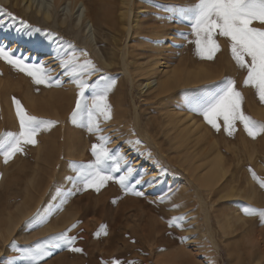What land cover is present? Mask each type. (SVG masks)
Wrapping results in <instances>:
<instances>
[{"label":"rangeland","instance_id":"374dc122","mask_svg":"<svg viewBox=\"0 0 264 264\" xmlns=\"http://www.w3.org/2000/svg\"><path fill=\"white\" fill-rule=\"evenodd\" d=\"M119 1L57 0L52 20L44 22L35 20L32 10L23 12L21 0H0V8L5 10L0 12V45L13 50L16 56L28 57V63L44 62L53 70L52 75L63 81L59 87L36 85L26 73L0 59V133L19 132L13 97L21 101L29 114L58 121L50 130L38 134L35 145H25L24 152L7 163L0 155V264H32L27 258L22 259L16 249L38 241L43 243L45 238L70 228L68 234L77 237L74 246L84 251L76 253L62 246L52 249V255L39 264H107L114 259L137 264H264V224L258 215L259 210H264V188L249 171L252 169L258 178L264 179V134L253 139L238 123L230 137L223 128L217 132L202 115L189 110L190 101L194 103L216 91L228 77L236 81L244 94L245 114L264 121V104L252 87L243 85L246 70L237 67L224 37H217L221 50L213 60L201 59L195 54L196 37L191 24L176 17L169 19V13L154 6H189L197 0H130V19L137 21L128 31L119 22ZM74 2H82L86 7L95 30L94 39H86L81 28L73 26L78 9L73 8ZM21 21L31 27L25 28ZM35 28L42 31L35 32ZM45 30L56 35H45ZM68 42L76 49L86 50L88 58L103 69L89 79L90 84L104 74L117 80L109 95L112 118L101 119L100 133H89L85 127L71 122L79 90L63 75L58 58L72 53ZM157 62L159 72L142 74L143 68L148 70ZM165 69L175 71L178 78L182 76L174 88L159 92L156 85L144 86L146 79L163 77L160 71ZM190 70L191 74L201 70V78L184 83L182 78L189 77ZM186 112L202 123L205 131L199 142L180 132L186 139L176 146L174 132L181 127L177 116ZM99 135L110 137L107 147L122 152L136 169L132 182L140 174H144L145 181L156 177L152 186L136 185L137 190L144 192L143 197L125 194L115 181H109L99 192L88 189L67 194L72 184L66 178L76 175L69 162L92 161L91 147L100 143ZM137 139L142 142L140 145L128 143ZM211 140L221 146L222 162L229 170L226 178L230 179L232 172L234 177L239 175L244 193L230 194L216 186L198 185L199 171L207 168L203 163L197 169L194 167L205 160L202 155L210 148ZM162 169L167 174H162ZM251 189L254 197L247 199ZM27 194L33 195L31 200ZM160 197H165V202L161 203ZM22 200L27 203V210L22 207ZM18 202L21 215L14 212ZM245 207L256 209L257 214L246 215ZM9 212H13V221L17 222L11 235L5 225ZM236 214L243 216L244 224L234 222L229 228H220L222 221L226 225L224 217L233 218ZM179 216L185 217L181 227H169L167 221ZM74 224L76 227L72 228ZM38 231L45 233L35 236ZM23 232L34 236L26 241L21 237ZM181 237L188 239L182 242ZM13 241L16 248L11 246Z\"/></svg>","mask_w":264,"mask_h":264},{"label":"snow or ice","instance_id":"6c2138e0","mask_svg":"<svg viewBox=\"0 0 264 264\" xmlns=\"http://www.w3.org/2000/svg\"><path fill=\"white\" fill-rule=\"evenodd\" d=\"M154 6L169 13V19L176 17L182 22L186 21L191 24L192 34L196 37L195 54L201 59L213 60L216 53L221 50L217 37L227 38L232 59L238 68L247 72L243 85L252 87L259 101L264 104V0H197V3L189 6L162 4ZM2 11L5 10L0 8V12ZM7 14L15 18L11 13ZM164 18L158 17V19ZM21 23L25 28L31 27L25 21ZM33 30L42 31L40 28ZM45 35L55 36L56 34L45 30ZM67 47L73 51L67 55V58L58 56L60 67L64 70L63 75L69 77L79 90L76 106L71 113V122L74 125L80 124L85 127L89 133H100L103 131L100 127L101 119L108 121L112 118L109 95L115 88L117 80L104 74L99 76L94 84H90L89 79L96 73H102L103 69L98 68L88 58L89 54L86 50L76 49L71 42L67 43ZM0 59L26 73L36 85L62 86V79L54 77L53 70L46 67L44 62L28 63V57L16 56L13 50L3 45H0ZM244 101V94L237 88L236 81L225 77L222 86L216 91L198 98L194 103L190 101L189 110L202 115L207 124L217 132L223 128V131L231 137L235 134L239 123L243 125L247 135L255 139L264 134V121H256L246 115L243 110ZM13 104L19 121V132L0 133V155L3 156L5 163L17 153H23L25 145H35L39 133L50 130L58 123L55 120L29 114L21 101L15 97H13ZM98 140L100 143L93 144L91 147L94 157L92 161L88 163L69 162L70 169L76 175L66 178L72 184L67 194L70 196L88 189L99 192L109 181H115L125 194L143 197L144 192L137 190L136 185L147 183L152 186L156 177L145 181L144 174H140L132 182L131 178L136 169L128 164L122 152L107 147L110 137L99 135ZM128 143L140 145L142 142L137 139L128 141ZM148 156H151L150 152ZM249 171L252 172L253 179L259 182L260 187L264 188V179L258 178L252 169ZM118 173L119 175H116ZM161 173L167 174V170L162 169ZM158 199L163 203L166 198ZM113 203H116V200ZM176 207L179 205H173V208ZM243 212L250 216L257 214V210L252 207H245ZM258 215L261 224H264V210H259ZM184 220L183 216L172 217L167 223L169 227H181V222ZM75 227V224L72 225V228ZM70 231L71 228L45 238L43 243L38 241L33 246L16 250L21 254L22 259L27 258L32 264H39L43 258L52 255V249H59L62 246L70 251L82 253L84 251L82 248L74 246L77 237L70 236L68 234ZM104 234H107L106 231ZM180 239L183 242L188 237ZM11 246L16 248V243L13 241ZM107 264H137V262L114 259Z\"/></svg>","mask_w":264,"mask_h":264},{"label":"bare ground","instance_id":"6f19581e","mask_svg":"<svg viewBox=\"0 0 264 264\" xmlns=\"http://www.w3.org/2000/svg\"><path fill=\"white\" fill-rule=\"evenodd\" d=\"M6 1H9V0H6ZM21 2L23 3L22 6H23V12L25 11H29V10H32V17L35 18V20H38L41 19L42 21L44 22H48L50 20H52L54 14L56 13V10L54 9V6H55V2H57V0H21ZM68 3H70V1H67ZM77 2V1H76ZM74 2L73 4V8H78L76 11H75V16H74V21H73V26H77L79 28H81L82 30V33L85 35V38L86 39H94L95 35H94V27H93V24L91 23V20L90 18L88 17V14L86 15V7L83 5L82 2H79V3H76ZM120 2V1H119ZM72 3V1H71ZM130 3V0H121L120 2V6L118 8V11H119V22L120 24L128 31V28L133 24V23H136L137 21V18L135 19H130V12L128 11V5ZM57 5V4H56ZM67 7V6H66ZM130 7V6H129ZM33 8V9H32ZM54 9V10H53ZM65 8H63L62 10H64ZM68 10V9H67ZM55 11V13H54ZM68 12V11H67ZM70 12V10H69ZM65 17H63L61 20H64ZM67 21V20H66ZM64 21V22H66ZM113 23V22H112ZM47 24V23H46ZM134 26V25H133ZM132 26V27H133ZM159 62L157 63H154L148 70L147 68H143L144 72L142 74H146V72H150V71H155V72H159ZM197 69V68H196ZM196 69H194V71H196ZM199 69V68H198ZM197 69V70H198ZM172 70H175V69H172ZM201 70H203L201 68ZM200 70V71H201ZM183 71V70H182ZM191 71V70H190ZM189 71V72H190ZM193 71V70H192ZM190 72L188 74H191L193 72ZM197 72L201 75L202 71L201 72ZM176 72H179L176 70ZM188 72V71H187ZM160 73H163V77L160 76V77H156L154 79H146V81L144 82V86L145 87H149V88H152L154 85H156L157 88H159V92H167L169 90H171L172 88H174V86L176 85V83L178 81H180V78L176 77V74H175V71H171V70H167L165 69L164 71L161 70ZM159 73V74H160ZM195 74H191L189 75V77H184V79L182 78L183 82L184 81H188L190 80L191 81H198V79H200L201 77H199L200 75L199 74H196V72H194ZM179 75H182V74H179ZM187 76V74H185ZM189 82V81H188ZM185 83V82H184ZM193 83V82H192ZM170 93V92H169ZM262 113V112H260ZM169 115V114H168ZM177 116V115H175ZM177 122H179L181 125L179 131L176 130V132H174V136L176 138L175 140V145L176 146H179L182 139H186V138H182V135H180V132L181 134L184 133V136L187 137H192V138H189V140L193 139L194 142H199L202 134H203V130L205 128H203L204 125H202V123L196 121L193 116L189 113V112H186L182 115H179L177 116ZM176 122V123H177ZM170 123V122H169ZM175 123V124H176ZM205 131V130H204ZM176 133L178 136H176ZM208 133V132H206ZM205 133V134H206ZM207 135V134H206ZM183 136V137H184ZM209 137V136H208ZM174 138V137H173ZM174 138V139H175ZM222 139V138H221ZM70 140V139H69ZM215 140V139H214ZM212 142L210 143V148H208L207 150H204L205 153H204V156L202 155V157H205V160L199 162L198 164H195L196 166L194 168H199L200 165H204L205 168H207L206 170L202 171L203 169H201V171H199L198 175H197V180H198V185L199 186H204L205 188H208V187H219L221 190L223 191H226L228 190V192L231 194V193H240V191L243 189L242 185H243V180L240 178V176L236 175L235 177L233 176L234 172H232L233 174L231 175V178L227 179V172L229 170H227L226 166H224L223 164V155L222 154V150L220 149V147L218 146V143L216 144L215 141L211 140ZM202 144V143H201ZM185 147V146H184ZM227 149V148H226ZM255 149V148H254ZM38 150V149H37ZM29 151V150H27ZM38 152V151H37ZM70 152V151H69ZM188 152V151H187ZM192 154V153H191ZM235 154V153H234ZM42 156V155H41ZM68 156V155H67ZM253 158V157H252ZM264 159V158H263ZM202 160V159H201ZM186 161V160H185ZM197 162V161H196ZM232 163V162H231ZM33 169V168H32ZM37 172V171H36ZM231 173V171H230ZM236 174V173H235ZM36 177V176H35ZM242 177V176H241ZM30 178V177H29ZM27 179V178H26ZM36 181V180H35ZM32 182L33 184L35 183ZM251 182V181H249ZM31 183V184H32ZM43 184V183H42ZM36 185V184H35ZM9 187V186H8ZM33 187V186H32ZM35 187V186H34ZM33 187V188H34ZM40 187V186H39ZM31 189V188H30ZM40 189V188H39ZM245 189V187H244ZM243 189V190H244ZM29 190V189H28ZM34 190V189H33ZM31 191V190H30ZM40 190H38L39 192ZM254 191L253 189H251L249 192H248V195L246 196L247 199H251L253 198V192ZM36 192V193H38ZM243 192V191H241ZM26 193V192H25ZM244 193V192H243ZM33 194H35L33 192ZM39 194V193H38ZM29 195V194H27ZM227 195V194H226ZM30 196V197H29ZM28 196V199L30 198L31 200V195ZM257 197V196H256ZM27 199V197H24ZM42 198V197H41ZM25 199V200H26ZM24 200V201H25ZM23 201V200H22ZM23 201V202H24ZM22 202V203H23ZM32 202V201H31ZM18 205L15 206L14 208V212H17L21 215V210H22V207L24 208V206L26 207V210H27V203L24 202L23 206L21 207L20 209V204L21 202L17 203ZM52 208V207H51ZM29 210V209H28ZM49 211V209H48ZM58 211V210H56ZM26 212V211H25ZM23 211V213H25ZM28 212V211H27ZM26 212V214H28ZM13 212H9L7 214V223L5 221V225H6V230L9 232V234L11 235L14 230H15V227L17 225V222L13 221V217H14V214H12ZM50 213V212H49ZM18 214V216H19ZM22 215L21 217L24 218V216L26 215ZM56 214V212H55ZM16 215V214H15ZM74 215V214H73ZM17 216V215H16ZM15 216V217H16ZM17 216V217H18ZM53 216V215H52ZM20 217V219H21ZM44 217V216H43ZM6 219V218H5ZM17 219V218H16ZM224 220H226L225 222V227L224 225H222L223 223L221 222V225L220 228L221 229H225V228H229L230 226H232V224H234V222H242V224H244L245 221H243V216L240 215V214H236L235 217H229L228 215L226 216V219L224 217ZM20 221V220H18ZM219 221V220H218ZM236 224V223H235ZM4 225V226H5ZM43 228V227H42ZM57 228V227H56ZM44 229V228H43ZM49 229V228H48ZM47 230V228L44 229V231ZM44 231H38L37 234H34L35 236L37 235H41L42 232ZM49 231V230H48ZM58 231V230H57ZM246 231V230H245ZM47 232V231H46ZM1 233V231H0ZM20 233V232H19ZM45 233V232H44ZM15 234V233H14ZM5 235V234H4ZM23 237L24 240L28 241L30 239H32V237L34 235H31L29 236V233H22L21 234ZM111 235V234H110ZM4 237V236H3ZM10 238V237H9ZM249 240V239H248ZM30 243V242H29ZM253 244V243H252ZM173 255V254H171ZM175 255V254H174Z\"/></svg>","mask_w":264,"mask_h":264}]
</instances>
